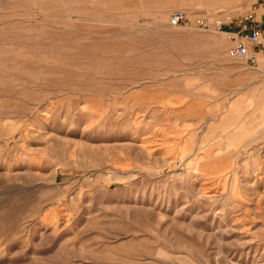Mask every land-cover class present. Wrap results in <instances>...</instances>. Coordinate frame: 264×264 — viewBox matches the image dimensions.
<instances>
[{
  "label": "rangeland",
  "instance_id": "374dc122",
  "mask_svg": "<svg viewBox=\"0 0 264 264\" xmlns=\"http://www.w3.org/2000/svg\"><path fill=\"white\" fill-rule=\"evenodd\" d=\"M253 12L0 0V264H264V45L228 55Z\"/></svg>",
  "mask_w": 264,
  "mask_h": 264
},
{
  "label": "built area",
  "instance_id": "2783aa9c",
  "mask_svg": "<svg viewBox=\"0 0 264 264\" xmlns=\"http://www.w3.org/2000/svg\"><path fill=\"white\" fill-rule=\"evenodd\" d=\"M243 23L242 31L228 33L231 46L228 50L229 57L246 61L255 66L259 63L258 47L264 44V27L257 21L256 14L250 13ZM186 21L183 13L172 18V26H179ZM250 46H253L251 48Z\"/></svg>",
  "mask_w": 264,
  "mask_h": 264
},
{
  "label": "crops",
  "instance_id": "0c3cea01",
  "mask_svg": "<svg viewBox=\"0 0 264 264\" xmlns=\"http://www.w3.org/2000/svg\"><path fill=\"white\" fill-rule=\"evenodd\" d=\"M256 14V18H257V21L264 27V13L262 14L261 13H255ZM260 14V15H259ZM262 14V15H261ZM244 24L240 25L239 27V30L238 31H242V27H243ZM236 32V31H235ZM264 45V44H263Z\"/></svg>",
  "mask_w": 264,
  "mask_h": 264
}]
</instances>
